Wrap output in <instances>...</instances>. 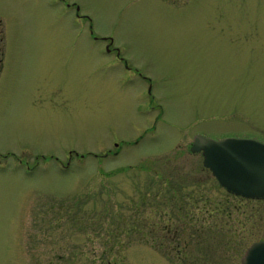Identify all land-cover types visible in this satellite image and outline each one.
I'll return each mask as SVG.
<instances>
[{
	"label": "rangeland",
	"instance_id": "obj_1",
	"mask_svg": "<svg viewBox=\"0 0 264 264\" xmlns=\"http://www.w3.org/2000/svg\"><path fill=\"white\" fill-rule=\"evenodd\" d=\"M0 18V264H241L264 198L189 146L264 141V0H0Z\"/></svg>",
	"mask_w": 264,
	"mask_h": 264
},
{
	"label": "water",
	"instance_id": "obj_2",
	"mask_svg": "<svg viewBox=\"0 0 264 264\" xmlns=\"http://www.w3.org/2000/svg\"><path fill=\"white\" fill-rule=\"evenodd\" d=\"M190 150L201 152L203 165L227 191L264 198V141L250 137L214 139L197 133ZM240 259L241 264H264V239L248 245Z\"/></svg>",
	"mask_w": 264,
	"mask_h": 264
},
{
	"label": "trees",
	"instance_id": "obj_3",
	"mask_svg": "<svg viewBox=\"0 0 264 264\" xmlns=\"http://www.w3.org/2000/svg\"><path fill=\"white\" fill-rule=\"evenodd\" d=\"M4 37H5L4 36V26H3V22H2V20L0 18V70L2 69V65H3V44H4ZM183 219H184L185 223L183 221H181V222H183V224L180 223V225L182 226V229L178 233L177 236L175 234L172 236V239H171L172 241H175L177 237L179 239V237H180L181 234L187 233L184 230L186 228V225L187 224H188L189 227H191V225L193 224L191 221H189V220L192 219V216L191 215L188 214ZM193 228H194V230H192L191 235L196 234L197 240L199 242H203L201 245H203L205 247V251L208 253V257L207 258H210L212 256V254H213L212 249H211L212 247H214L213 244H212L213 242L212 243H209V244H206V239H205L206 234H205V237H204L202 234H200L203 231L198 230L195 227H193ZM197 230L199 231V233L197 232ZM194 232H197V233H194ZM206 245H208V246H206ZM120 252H121V250H120ZM120 252L118 254H120ZM122 261H123L122 258L119 259V258L115 257V258H113V260L107 258V259L103 260L102 263L103 264H127V263H122Z\"/></svg>",
	"mask_w": 264,
	"mask_h": 264
},
{
	"label": "flooded vegetation",
	"instance_id": "obj_4",
	"mask_svg": "<svg viewBox=\"0 0 264 264\" xmlns=\"http://www.w3.org/2000/svg\"><path fill=\"white\" fill-rule=\"evenodd\" d=\"M108 45H106V47H107ZM109 50V49H108Z\"/></svg>",
	"mask_w": 264,
	"mask_h": 264
}]
</instances>
